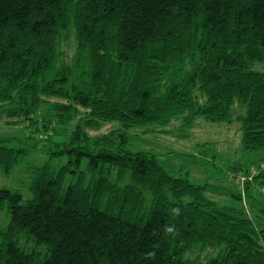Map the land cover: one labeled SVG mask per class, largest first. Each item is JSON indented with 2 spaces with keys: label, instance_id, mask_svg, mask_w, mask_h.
I'll use <instances>...</instances> for the list:
<instances>
[{
  "label": "trees",
  "instance_id": "obj_1",
  "mask_svg": "<svg viewBox=\"0 0 264 264\" xmlns=\"http://www.w3.org/2000/svg\"><path fill=\"white\" fill-rule=\"evenodd\" d=\"M68 32L72 59L57 62ZM263 59L264 0H0L1 113L52 133L50 117L33 119L40 104L59 127L75 105L86 111L30 169L28 197L0 186L8 216L0 264H264L263 216L209 200L155 152L129 150L124 132L173 118L180 126L196 116L229 120L235 101L245 104L242 147H264V66L252 68ZM107 121L119 125L87 134ZM26 152L0 139V171L9 174ZM62 155L61 165L50 162ZM173 224L178 234H166ZM20 235L44 253L20 246ZM214 245L206 260L185 256Z\"/></svg>",
  "mask_w": 264,
  "mask_h": 264
},
{
  "label": "rangeland",
  "instance_id": "obj_2",
  "mask_svg": "<svg viewBox=\"0 0 264 264\" xmlns=\"http://www.w3.org/2000/svg\"><path fill=\"white\" fill-rule=\"evenodd\" d=\"M57 62L60 59L70 61L74 50L73 37L70 32L59 41ZM264 59L254 63L252 68L262 70ZM58 100L51 97L49 101ZM229 120L219 122L196 116L190 125L180 126V119L173 118L167 125L140 124L130 126L124 132L129 136V150H148L156 153L159 162L174 176L188 178L195 185L203 186V196L218 205H229L249 209L253 217H264V147L248 150L242 147L239 115L245 112V104H230ZM48 103H42L34 112L33 119L41 115L50 117L54 123V132H44L26 127L22 116L8 117L0 109V139L12 147H23L27 152L22 156L9 174L0 171V186L19 189L24 198L28 197L26 178L33 166L40 165L47 159L48 151L54 145L68 140L74 124L80 122L86 111L75 105L76 114L66 126H57L52 109ZM119 122L107 121L95 128H85L87 134L106 133ZM65 156L54 157L51 163L59 166L66 161ZM249 167V173L239 174L238 168ZM260 167L261 174L253 175ZM242 170V169H241ZM258 172V171H257ZM259 173V172H258ZM255 174V173H254ZM253 175V176H252ZM261 176V177H259ZM8 221L6 210L0 211V226ZM19 245L28 251L42 255L44 247L36 245L24 235L19 237ZM219 247L194 246L185 256L200 261L213 256Z\"/></svg>",
  "mask_w": 264,
  "mask_h": 264
},
{
  "label": "clouds",
  "instance_id": "obj_3",
  "mask_svg": "<svg viewBox=\"0 0 264 264\" xmlns=\"http://www.w3.org/2000/svg\"><path fill=\"white\" fill-rule=\"evenodd\" d=\"M173 214L174 215H179L180 213V209L179 208H173ZM163 231L168 234V235H171V236H175L178 234V229L176 228V226L173 224V225H166L163 229ZM156 256V251L155 250H152L148 253H146L145 255V258L146 259H153L155 258Z\"/></svg>",
  "mask_w": 264,
  "mask_h": 264
}]
</instances>
